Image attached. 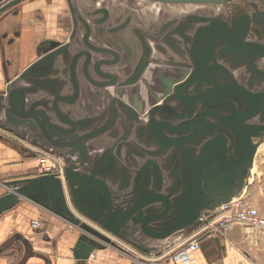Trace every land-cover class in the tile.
I'll return each instance as SVG.
<instances>
[{"label": "water", "instance_id": "obj_1", "mask_svg": "<svg viewBox=\"0 0 264 264\" xmlns=\"http://www.w3.org/2000/svg\"><path fill=\"white\" fill-rule=\"evenodd\" d=\"M18 1H1L0 12ZM155 1L220 7L230 0ZM82 2L67 0L69 41L0 94V127L61 158L73 209L94 225L75 214L52 174L3 181L0 215L27 199L75 226L78 264L115 245L103 231L152 253L158 242L205 223L245 194L264 142V0L250 1V11L237 16L219 8L169 18L156 25L149 45L121 37L127 19L114 14L108 21L105 8L84 13L90 9ZM158 40L169 59H154ZM163 61L181 73L145 113L114 94ZM16 240L24 251L14 264H25L31 243L19 235L0 244V259Z\"/></svg>", "mask_w": 264, "mask_h": 264}, {"label": "crops", "instance_id": "obj_2", "mask_svg": "<svg viewBox=\"0 0 264 264\" xmlns=\"http://www.w3.org/2000/svg\"><path fill=\"white\" fill-rule=\"evenodd\" d=\"M35 7V6H34ZM1 83V81H0ZM7 135H0V181L36 175L37 161L26 147ZM264 151V148H263ZM260 156V155H259ZM263 174L264 167L260 168ZM263 192V193H262ZM3 189L0 187V194ZM262 197L254 203L259 213L264 215V191ZM39 219L40 227L32 229L30 220ZM172 236L156 244L157 251L144 255L159 257L165 251L193 231ZM80 231L50 211L22 199L15 207L0 215V244L13 235H19L31 243L32 254L25 264H78L72 256V247ZM107 245L94 250L85 264H134L132 257L122 251L121 247ZM23 245L14 241L3 253L0 264H14L23 255ZM264 262V230L253 229L243 224L234 225L224 235L216 234L204 237L199 248L193 253L188 263L159 259L157 264H261Z\"/></svg>", "mask_w": 264, "mask_h": 264}, {"label": "flooded vegetation", "instance_id": "obj_3", "mask_svg": "<svg viewBox=\"0 0 264 264\" xmlns=\"http://www.w3.org/2000/svg\"><path fill=\"white\" fill-rule=\"evenodd\" d=\"M1 1L3 2L5 0H0V2ZM8 1L9 0H6V2ZM24 1L27 0H20L0 12V94H5L7 83L18 77L29 65L36 62L45 53L66 44L69 41L73 30V17L70 8L68 7L67 0H40L39 2L30 0L32 1L31 4L35 7L32 5L31 7H22V2ZM88 1L96 3L95 0ZM131 1L134 6L135 4L139 5V8H136L137 14H144V11L146 10L145 8H142L144 6H151L155 8L171 7L178 10L189 9L190 11L185 16L191 13H198L202 15L215 14L220 8L218 5L172 4L161 3L153 0ZM250 1L252 0H230L223 4V9H225L226 13L235 16L244 14L250 11ZM104 6H106V4H104ZM104 6L102 8H105L107 11V20L111 21L112 15L106 8L107 6ZM119 16L118 20L120 21H124L126 19L128 20V28L126 27L123 32L128 30L131 31L134 34L135 39L138 37L144 38L148 45L151 41H153L151 38H153L154 31L153 33H150L142 26H135L133 23L134 15L132 13H130L127 17L125 15ZM167 20L169 19H166V21ZM89 22L94 24L93 21L88 19V23ZM23 27L28 29L29 34L25 37L28 40V43L24 45V38L22 37ZM52 27L54 28V31L51 35L46 34L43 38H35V34L38 32L43 31V33H47L52 29ZM164 35L166 34H162V36ZM155 39L156 38H154V41ZM29 40L32 42H29ZM157 44V52L161 56H158L159 58L154 57V59H169L168 47L166 43L158 40ZM132 47L135 55L136 49L138 48L136 45H132ZM28 51L30 53L29 58L21 59L22 55ZM151 68L152 72L149 71ZM170 70H173V72L176 71L177 74H180L182 69L171 66L164 61L162 63H149L140 76L139 82L136 86L128 89L116 88L114 94L143 114L154 101H156L155 103H158L159 98L163 97V91L168 81L166 78L171 75ZM2 134L5 136L7 135L20 143H24L23 145L26 147V150L31 152V154L37 158V166L39 165V167L35 168L36 175L52 174L60 179L66 193V200L69 206L73 209L66 181L60 176L61 169L63 171V176L65 175L64 164L61 158L37 145L31 144L26 139L21 138L13 132L0 127V135ZM41 158L45 159L43 163L39 161ZM46 166L50 167L49 172H46ZM74 212L77 216L86 220L79 213H77V211L74 210ZM103 232L105 234H109L105 231ZM132 247L135 248L134 246ZM135 249L141 251L138 248Z\"/></svg>", "mask_w": 264, "mask_h": 264}, {"label": "built area", "instance_id": "obj_4", "mask_svg": "<svg viewBox=\"0 0 264 264\" xmlns=\"http://www.w3.org/2000/svg\"><path fill=\"white\" fill-rule=\"evenodd\" d=\"M41 163L44 158L39 160ZM46 172L50 171V167H45ZM60 176L63 179V171L60 170ZM243 224L253 229L264 230V215L259 213L256 207L250 205L244 200L243 196L232 199L227 203H223L215 211L214 215L209 217L201 227L193 231L185 238L179 240L173 248L165 251L159 257L144 255L127 243H124L117 238L114 241L121 247L125 254L132 257L134 264H157L158 260H171L173 262L188 263L192 261L193 253L199 248L200 241L204 237H212L213 235H224L234 225ZM39 219L30 220V227L37 229L40 227ZM93 255L92 253L90 254ZM261 264H264L261 263Z\"/></svg>", "mask_w": 264, "mask_h": 264}, {"label": "rangeland", "instance_id": "obj_5", "mask_svg": "<svg viewBox=\"0 0 264 264\" xmlns=\"http://www.w3.org/2000/svg\"><path fill=\"white\" fill-rule=\"evenodd\" d=\"M32 1L27 0V1L22 2V7H31ZM35 1L39 2L40 0H35ZM82 1H83L82 2L83 4L81 7L83 9H90V10L84 11V13H87V12L92 13L97 8L101 9L104 6V4H106L107 7L106 6H104V7H106L108 9L109 13L112 16L114 14H115L114 16L121 14V16L125 15L127 17L128 15H130V13H132L134 15L133 16L134 25L135 26H142V27L146 28L147 31H149L150 33H153V31L156 28V25L158 26L164 20L172 18V17L181 18L190 11L189 9H179L178 10V9H173L171 7H166V8L156 7L155 8V7H151V6H149V7L144 6V7H142V8L146 9L144 11V14H137L136 8H139V5L135 4V6H134V4H132L133 2L131 0H95L96 3L93 4L94 8H92L91 5L84 4V3H89V1H87V0H82ZM79 5H80V3H78V6ZM202 7H204V6H202ZM223 8H224V6H220V9H223ZM52 24L55 25L54 23H52ZM117 25H115V26H117ZM53 31H54V28L52 27V29L49 30L47 33H43V31L38 32L37 34H35V38L40 39V38H43L46 34L51 35ZM22 32H23L22 37L24 38V40H23V45H24V44L28 43V40L25 38L28 34V29L23 27ZM128 35H131L132 37H134V34L131 31L121 34V37L126 38ZM29 42H32V41L29 40ZM29 56H30V53L28 51L27 53L22 55L21 59H28ZM149 71L152 72V68ZM170 71H171L170 72L171 75H169L166 78L167 80H172V78H175L178 76L176 71L175 72H173V70H170ZM0 90H1V83H0ZM263 148H264V142H262L257 148L256 156L254 158V163L251 167V177L249 179L250 184L248 185L246 192L243 195L244 200L247 201L252 206L255 205L254 203L259 199V197H262L263 192L259 193V190L262 189V191H264L263 185H262L263 184L262 183L263 182V174L260 171V168L264 167V151H263ZM33 159H36V161H37V158H33ZM36 167H39V165ZM0 187L3 189V192L6 191L5 186L3 184V181H0ZM28 201H30V200H28ZM85 221H87V223L94 225L93 223H91L88 220H85ZM107 235L113 241H114V238H117L111 234H107ZM117 239L126 243L125 241H123L119 238H117ZM21 264H24V263H21Z\"/></svg>", "mask_w": 264, "mask_h": 264}, {"label": "bare ground", "instance_id": "obj_6", "mask_svg": "<svg viewBox=\"0 0 264 264\" xmlns=\"http://www.w3.org/2000/svg\"><path fill=\"white\" fill-rule=\"evenodd\" d=\"M153 1H155V0H153ZM91 256V255H90Z\"/></svg>", "mask_w": 264, "mask_h": 264}]
</instances>
